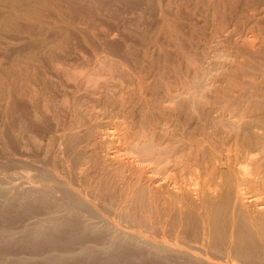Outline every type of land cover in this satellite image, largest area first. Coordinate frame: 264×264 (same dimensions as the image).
<instances>
[{
  "label": "bare ground",
  "instance_id": "bare-ground-1",
  "mask_svg": "<svg viewBox=\"0 0 264 264\" xmlns=\"http://www.w3.org/2000/svg\"><path fill=\"white\" fill-rule=\"evenodd\" d=\"M264 264V0H0V264Z\"/></svg>",
  "mask_w": 264,
  "mask_h": 264
},
{
  "label": "rangeland",
  "instance_id": "rangeland-1",
  "mask_svg": "<svg viewBox=\"0 0 264 264\" xmlns=\"http://www.w3.org/2000/svg\"><path fill=\"white\" fill-rule=\"evenodd\" d=\"M170 264H186L184 262H176V263H170Z\"/></svg>",
  "mask_w": 264,
  "mask_h": 264
}]
</instances>
